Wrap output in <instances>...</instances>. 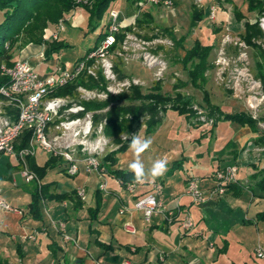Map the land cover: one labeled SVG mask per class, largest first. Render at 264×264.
Returning a JSON list of instances; mask_svg holds the SVG:
<instances>
[{"label": "crops", "instance_id": "crops-1", "mask_svg": "<svg viewBox=\"0 0 264 264\" xmlns=\"http://www.w3.org/2000/svg\"><path fill=\"white\" fill-rule=\"evenodd\" d=\"M31 56L38 63L45 61L41 45L29 44L20 51L22 59L29 60ZM46 71L44 75L50 69ZM176 114V111H167L150 135L145 136L144 130L137 134L150 139L152 144L141 155L146 175L143 182L134 179L137 186L133 192L126 191L107 172H88L80 166L78 173L70 175L61 159L44 178L36 179L37 183L48 186L47 194L76 192L82 188L85 198H80V205L73 199L42 198L41 219L34 218L28 209L31 183H26L20 174L24 165L32 171L27 158L22 162L15 156L0 153V193L9 205L18 209L0 207V257L9 263L3 257L8 249L16 253L22 264H123L125 260L130 264H264V257L256 254L258 248L264 251V221L257 218V214L264 213V192L255 186L252 176L264 168V155L256 160L250 154L235 156L236 152L226 150L219 143L221 140L236 145L235 139H239L228 138V133L221 132V121L214 127L218 132L213 135L215 144L208 146L211 134L199 142L195 135L199 129H194L195 133L189 130L185 118ZM228 126L232 125H226L227 129ZM36 153L37 150L28 156L40 166L51 157L41 153L38 159ZM116 158L111 169L130 171L129 164L134 159L130 146L118 152ZM158 158L167 161V171L153 178L147 170ZM176 160H181L180 167L169 171ZM234 163L239 170L233 187L223 195L210 194L215 186L216 167ZM190 178L198 179L200 189L208 196L205 202L195 203L186 195L185 186ZM103 180L105 189L100 188ZM5 182L17 188L15 192L1 186ZM155 182L163 186L159 195L162 208L146 219L136 209L135 202L154 193ZM97 192L101 203L92 218L90 209L95 205ZM185 215L194 221L189 230L180 225ZM60 224L64 225L65 233L60 230Z\"/></svg>", "mask_w": 264, "mask_h": 264}, {"label": "rangeland", "instance_id": "rangeland-1", "mask_svg": "<svg viewBox=\"0 0 264 264\" xmlns=\"http://www.w3.org/2000/svg\"><path fill=\"white\" fill-rule=\"evenodd\" d=\"M92 2L93 0H75L77 6L65 11L56 23L48 22L42 30L41 37L44 41H62L67 44L66 47L52 53L50 58L44 62L38 63V60L33 56L29 60L20 58V51L29 44H33L41 45L44 52L45 44L33 42L25 44L23 38H20L11 46L6 44L8 53L12 56L11 62L14 64L17 60H27L42 76L47 72L46 70L53 69L56 63L70 69L95 45L100 32L102 33L107 26L109 11L115 10L119 12L120 18H124V21L121 22L120 32L116 36L115 44L110 49L109 58L112 63V70L117 77L129 81V85L120 93L128 91L132 85H137L143 92H148L154 82L160 81L162 93L171 96H175L176 93L191 96L194 102L193 107L200 116L198 121L196 119L191 122L186 121L187 125L190 126L188 129H199L195 134L199 142L204 136L211 134L208 145L210 147L215 144L216 136L213 137V135L218 132L214 128L210 129L212 120L205 116L204 92L207 93L209 101L213 105H218L223 112L246 113L256 121L257 133H264V82L258 74L259 67L264 66V12L248 11L247 0H213V2L211 0H203V2L201 0H171L168 5L165 0L157 3L150 0H115V3L112 2L109 5L106 10L107 13L105 12L101 19L94 20L90 25L89 14L81 5L91 6ZM211 6L215 9L214 17L209 14ZM234 8L243 14L242 20L236 18ZM143 11L147 12L144 14ZM198 11L203 16L202 20L196 22L194 26H190L193 13ZM245 21L257 23L261 30L260 37L252 38L253 45H248L243 40L242 33L244 32ZM93 24L94 26H92ZM61 25H63L62 29H60ZM182 38L184 39L181 40ZM196 39L201 44L212 45L206 62L204 81H201L200 87L192 85L187 76V71L178 62V59L184 55V51L190 48ZM141 52H149L165 60L166 68L154 65L145 66L143 58L138 55ZM13 64H2L0 67L1 74H4L3 68H10ZM119 72L123 73L124 76L120 77ZM106 82L98 70L96 79L92 76H81L72 83L58 87L52 96L68 97V99L78 101L83 105L84 102L88 101H106L110 95H118L119 93L109 94L106 97L97 95L94 97L92 95L94 98L86 99L82 98L81 93L77 91L79 85L86 89L97 87L105 90ZM60 89H64L65 92L58 93ZM83 93L88 95L87 92ZM108 109L109 106H106L102 109H86V111L93 113L94 119L96 113L105 114ZM125 117L128 116L125 115ZM221 122H223L220 125L221 132L228 133V138L239 139H235L236 145L234 142L221 140L219 143L224 145L226 150L236 152L235 156L240 153L243 155L250 154L256 160L264 155L262 149L252 142L253 138H250V136H256V132L237 123ZM226 125L232 126H228L229 129H227ZM144 129L145 125L142 124L136 135L139 132L142 133ZM20 137L14 142V150ZM126 137V134L120 136L121 139ZM106 138L109 142L102 149L101 159L118 146L114 139L109 136ZM238 147L240 148L238 149ZM41 153L45 157L48 156L41 149H37L38 159ZM230 162L233 160L231 159ZM17 180L21 184L18 176ZM1 186H6L11 192H15L17 189L10 186L9 182H5ZM3 257L9 261V264H22L14 251L7 249L3 252Z\"/></svg>", "mask_w": 264, "mask_h": 264}, {"label": "built area", "instance_id": "built-area-1", "mask_svg": "<svg viewBox=\"0 0 264 264\" xmlns=\"http://www.w3.org/2000/svg\"><path fill=\"white\" fill-rule=\"evenodd\" d=\"M150 1L157 3L161 0ZM168 2L171 3V0H165L167 5ZM210 10L209 14L214 17V7L211 6ZM122 21L124 18H120L119 12L110 10L103 35L70 69L56 63L52 70L42 76L27 60H17L12 67L3 68L9 82L0 86V153L15 156L23 162L26 156L34 155L37 149H41L50 156L61 158L66 163V170L70 175L78 173L80 166L88 172L103 173L100 154L109 142L103 135L105 119L95 122L93 113L86 111L83 104L68 97L52 96V93L58 87L72 83L84 75L96 79L98 70L107 81L105 90L97 87L86 89L79 85L77 91L81 93L82 98L92 99L95 95L106 97L109 94H118L129 85L128 80L117 77L113 72L109 58L110 49L115 44ZM62 28L63 25L60 29ZM138 55L143 58V64L147 67L154 65L165 69L167 66L165 60L149 52H141ZM83 92H87L88 95ZM33 96L37 97L35 101L32 99ZM24 130L31 133L28 146L15 151L14 142ZM238 170L239 166L235 163L216 167L213 172L215 186L210 194L223 195L228 189L227 185L236 181ZM20 174L26 183L37 179L35 173L25 165L21 168ZM136 186V182L132 180L127 182L124 188L131 193ZM100 188H106L105 180L102 181ZM152 189L154 193H148L135 202L136 209L142 211L146 219L157 209L162 208L159 199L162 184L155 182ZM185 193L195 203H202L208 199L206 193L200 189L197 178L187 180ZM76 194L81 199L85 198V191L82 188H77ZM0 207L18 211L2 198L1 193ZM180 225L183 229L189 230L194 226V221L189 215H185ZM59 226L65 233L64 225ZM63 237L68 239L65 234ZM256 254L258 257H264V251L260 248L256 249ZM123 264L130 262L125 260Z\"/></svg>", "mask_w": 264, "mask_h": 264}, {"label": "trees", "instance_id": "trees-1", "mask_svg": "<svg viewBox=\"0 0 264 264\" xmlns=\"http://www.w3.org/2000/svg\"><path fill=\"white\" fill-rule=\"evenodd\" d=\"M115 0H93L91 6L81 5L89 14L88 19L91 23L96 19H101L109 5ZM134 1V0H132ZM77 6L75 0H0V67L2 64L12 65V56L8 53L7 45H13L20 38H23L25 44L33 42L35 44H45L43 52L44 59L50 58L52 53L58 52L66 47L62 41L53 40L46 42L41 37L42 30L47 23H56L65 11ZM248 11L264 12V0H247ZM107 13V12H106ZM234 14L238 20L243 19V14L237 8H234ZM203 18L202 14L194 12L191 17L190 26H194L196 22ZM94 26V24L92 25ZM261 30L257 23L244 22V32L242 33L243 40L248 45H253V39L261 36ZM102 36L100 32L98 39ZM253 38V39H252ZM182 38L181 40H183ZM95 42V43H96ZM212 49V45L201 44L199 40H195L192 46L184 51V55L178 59L182 67L187 71L189 81L193 86L200 87L201 81H204V72L206 70V62L208 55ZM259 77L264 82V66L259 67ZM119 76L123 77V73L119 72ZM9 78L7 75L1 74L0 69V86L7 85ZM68 90V89H67ZM64 89H60L58 93H64ZM206 104V117L211 119V128H214L219 121H229L237 123L240 126H247L253 132L257 133L256 121L249 117L244 112L227 113L223 112L218 106L213 105L204 92L203 98ZM87 110L102 109L109 106L105 114L96 113L94 121L99 122L105 119L103 133L114 139L118 146L101 159V166L103 172L112 174L121 184H125L134 180V173L132 171H123L120 169H111L116 164V154L125 151L131 142L133 135L145 125V136L150 135L158 124L164 118L168 110L176 111L178 115L183 116L187 122L196 119L198 121L199 114L194 109V102L191 96L176 93L171 96L161 92L160 81L154 82L148 92H143L137 85H132L128 91L119 93L118 95H110L109 99L102 102H84ZM127 115L128 117H125ZM105 117V118H104ZM142 120V121H141ZM126 134L125 139L120 136ZM30 139V132L25 130L19 140L15 144V150L27 147ZM253 143L262 149L264 152V133H257L253 138ZM29 168L35 173L37 179L41 180L46 175V172L53 168L62 160L59 157L51 156L43 165H37L34 158L26 156ZM181 160L173 162L169 171L179 168ZM255 186L264 192V168L257 170L253 175ZM31 200L28 204L30 214L37 219L42 218L40 211V201L42 198L49 197L56 201L65 199H73L77 205H80L81 199L76 195L75 191H70L62 194H47L48 186L45 184L39 185L36 180L30 182ZM234 182L227 185L228 190L233 187ZM95 205L90 209V216H96L101 199L99 192L96 193ZM259 220L264 221V213L257 214ZM0 264H9L5 259L0 257Z\"/></svg>", "mask_w": 264, "mask_h": 264}, {"label": "clouds", "instance_id": "clouds-1", "mask_svg": "<svg viewBox=\"0 0 264 264\" xmlns=\"http://www.w3.org/2000/svg\"><path fill=\"white\" fill-rule=\"evenodd\" d=\"M36 98V96L32 97L34 101ZM151 144L150 139L141 138L139 135H133L131 139L129 146L134 154V159L129 164V170L134 173V179L137 182H143L146 175L145 164L141 160V155L149 149ZM147 171L153 178L162 176L167 171V161L162 158L155 159L151 162V167Z\"/></svg>", "mask_w": 264, "mask_h": 264}]
</instances>
